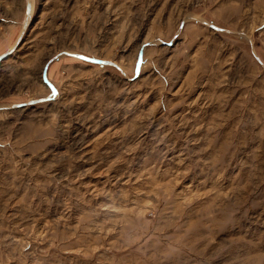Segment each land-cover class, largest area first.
I'll return each mask as SVG.
<instances>
[{"label": "rangeland", "instance_id": "obj_1", "mask_svg": "<svg viewBox=\"0 0 264 264\" xmlns=\"http://www.w3.org/2000/svg\"><path fill=\"white\" fill-rule=\"evenodd\" d=\"M0 264H264V0H0Z\"/></svg>", "mask_w": 264, "mask_h": 264}]
</instances>
